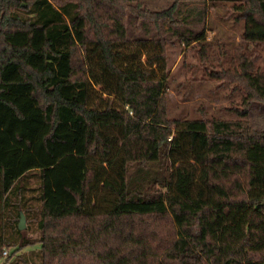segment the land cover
Wrapping results in <instances>:
<instances>
[{"label":"trees","instance_id":"trees-1","mask_svg":"<svg viewBox=\"0 0 264 264\" xmlns=\"http://www.w3.org/2000/svg\"><path fill=\"white\" fill-rule=\"evenodd\" d=\"M196 4L241 42L176 19ZM176 45L241 92L237 119L168 117ZM263 51L264 0H0V258L264 264V130L247 121Z\"/></svg>","mask_w":264,"mask_h":264},{"label":"rangeland","instance_id":"rangeland-1","mask_svg":"<svg viewBox=\"0 0 264 264\" xmlns=\"http://www.w3.org/2000/svg\"><path fill=\"white\" fill-rule=\"evenodd\" d=\"M166 2L147 1L146 6L152 9H162L168 7ZM203 5H187L181 11V14L176 17L177 20H182L188 16L190 28L193 23L197 24L194 19H201L199 12L203 13ZM209 15L207 16V14ZM204 14L205 23L209 21L213 32L207 34L208 39L217 44L229 43L232 47L241 42L240 34L242 31V23H224L216 18L212 10H207ZM192 15V17H190ZM198 17V18H197ZM207 25V24H206ZM184 28L178 29L179 32ZM216 46L211 49L215 50ZM193 46L176 45L168 49L167 70L168 78V100L167 111L169 118L201 119L206 118H221L226 120H235L238 118L236 107L240 106L241 92L233 91V84L221 82L220 80L210 77V65L202 63L198 59V54ZM264 56V51L261 52ZM212 56V52H209ZM207 67V70L204 69ZM219 73V68L214 65L212 68ZM249 115L247 118L250 126L258 131L264 130V103L252 102L249 105ZM26 225V224H25ZM25 229H27L25 227ZM34 228L29 227L26 236L33 239L37 238L38 233H34ZM39 249V244L32 245L30 248H25L22 252H15V249H5L7 256H1L0 264H4L7 257L12 258L8 264H14L19 253L26 251H35Z\"/></svg>","mask_w":264,"mask_h":264},{"label":"water","instance_id":"water-1","mask_svg":"<svg viewBox=\"0 0 264 264\" xmlns=\"http://www.w3.org/2000/svg\"><path fill=\"white\" fill-rule=\"evenodd\" d=\"M25 227H26L25 217L21 214L20 219H19V223H18V229L22 231L25 229Z\"/></svg>","mask_w":264,"mask_h":264},{"label":"built area","instance_id":"built-area-1","mask_svg":"<svg viewBox=\"0 0 264 264\" xmlns=\"http://www.w3.org/2000/svg\"><path fill=\"white\" fill-rule=\"evenodd\" d=\"M3 256L4 257L7 256V252L6 251L3 252Z\"/></svg>","mask_w":264,"mask_h":264}]
</instances>
